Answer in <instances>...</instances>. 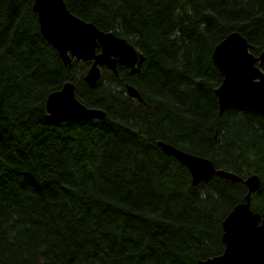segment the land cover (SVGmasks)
Masks as SVG:
<instances>
[{
  "label": "trees",
  "instance_id": "1",
  "mask_svg": "<svg viewBox=\"0 0 264 264\" xmlns=\"http://www.w3.org/2000/svg\"><path fill=\"white\" fill-rule=\"evenodd\" d=\"M64 1L138 58L102 68L89 86V63L64 65L33 0H0V264H198L220 254L222 220L245 201V185L216 175L193 185L157 142L241 179L257 175L250 207L264 213V117L245 107L219 114L211 59L234 31L262 50L264 0ZM66 81L105 116L50 117L46 97Z\"/></svg>",
  "mask_w": 264,
  "mask_h": 264
},
{
  "label": "water",
  "instance_id": "2",
  "mask_svg": "<svg viewBox=\"0 0 264 264\" xmlns=\"http://www.w3.org/2000/svg\"><path fill=\"white\" fill-rule=\"evenodd\" d=\"M32 8L42 36L56 49L64 65L71 66L73 59L89 62L84 74L89 86L98 81L102 67L116 72L117 65L129 68L136 65L137 52L129 42L75 16L64 0H33ZM249 49L250 44L236 31L213 47L211 59L222 76L214 89L219 114L230 108L245 107L264 117V69L257 65L264 66V47L257 55ZM125 89L127 95L141 100L134 86L126 84ZM45 105L53 119L81 121L105 116L103 110L87 107L76 97L71 81L49 93ZM157 145L188 169L193 185L216 175L233 182L242 181L247 189L245 201L236 204L222 220V252L199 260L198 264H264V213L254 212L250 207V195L259 182L257 175L241 179L233 172L216 169L208 158L165 141H158Z\"/></svg>",
  "mask_w": 264,
  "mask_h": 264
},
{
  "label": "flooded vegetation",
  "instance_id": "3",
  "mask_svg": "<svg viewBox=\"0 0 264 264\" xmlns=\"http://www.w3.org/2000/svg\"><path fill=\"white\" fill-rule=\"evenodd\" d=\"M119 66L121 67V66H123V65H117L116 68L119 67ZM124 67H127V66H124ZM103 68H104V67H103Z\"/></svg>",
  "mask_w": 264,
  "mask_h": 264
}]
</instances>
